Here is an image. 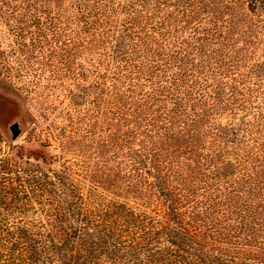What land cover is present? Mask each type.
Masks as SVG:
<instances>
[{"label":"rangeland","instance_id":"obj_1","mask_svg":"<svg viewBox=\"0 0 264 264\" xmlns=\"http://www.w3.org/2000/svg\"><path fill=\"white\" fill-rule=\"evenodd\" d=\"M100 1L103 3L98 5L100 19L116 29L113 33L116 38L106 41L103 47L92 41L95 39L79 36L81 25L76 7L90 6L83 0H0V51L3 53L0 57V136L3 154L21 167L28 163L46 173H57L68 164L74 165L73 170L79 176L73 177L77 185L85 186L84 190L93 184L102 198L127 203L149 214L159 199L155 185L168 178L160 174L153 180L155 174L148 170V162L139 170L132 164L134 160L149 158L158 151L161 160L168 157L178 165L175 177L182 204L187 210L196 211L199 224L212 220L220 212L218 204L226 200L237 202L241 199L243 203L254 202L256 205V200L264 195L261 190L257 193L258 182H264L261 154L251 150V161L236 168L233 179L232 170H221L217 161L201 166L196 163L198 158L191 161L193 155L188 152L196 148L197 142L212 141L210 137L214 131L225 133L234 142L232 145L221 141L215 144L217 149L220 146L230 150L221 155L222 161L243 155L245 147L246 150L257 147L251 140V130L241 131L245 120L254 122L257 111L236 110L227 100L229 84H233L231 79L236 80V85L238 83L236 90L244 92L251 85L248 72H252L253 64L264 58V14L250 13L239 1L196 0V5L184 7L181 0H166L168 6L154 11V18L147 19V4L141 0ZM170 5L175 9H169ZM106 9L108 11L104 13L106 11L102 10ZM179 10H184L187 17L180 18L176 14ZM164 12L173 14L172 20L183 28L177 36L187 38L189 28L208 32L193 42L201 49L194 53L195 46L191 47V52L184 49L193 54L192 58L188 57L190 63L185 73L192 71L197 90L211 86L208 94L213 98L195 104L197 114L194 117L179 110L171 111V101L165 94H149L150 84H157L158 91H162V86L168 87L167 78L178 71L176 65H167L177 45L167 42L170 44L167 52L166 39L159 38L162 34L159 26L166 17ZM128 23H132L129 30L137 34L138 44L146 39L153 51L164 54L157 58L151 56L137 71L142 81L136 84L142 86L135 88L134 93L126 92L125 83L129 81H117L112 75V64L105 59L118 51L113 48L114 42L124 33L121 25ZM234 74L237 75L234 77ZM100 77L106 78L101 82L102 88L98 86ZM144 79L149 83H144ZM253 82L259 84L257 79ZM262 87L254 86L256 92L242 98L245 104L253 101L251 108H256L257 100L264 98L258 94L263 92ZM199 113L204 115L203 122L207 123L203 130L198 129L199 126L192 127L190 122L197 119ZM165 120L172 124L169 126ZM14 123L19 125L21 133L12 141L9 127ZM236 144L239 147L234 146ZM179 154H183L184 159L175 160ZM218 172L223 174L221 178ZM218 181L223 189L210 193L207 182L217 186ZM66 197L60 196L62 200ZM47 198L59 201V212L65 209L55 196L47 195ZM44 210L38 216L50 230L83 226L77 219L56 223L54 206L47 205ZM260 217L264 222V208L259 212ZM254 227L256 222L249 221L234 229L243 234L239 242L247 245V253L264 256L257 237H247L252 235Z\"/></svg>","mask_w":264,"mask_h":264},{"label":"trees","instance_id":"obj_2","mask_svg":"<svg viewBox=\"0 0 264 264\" xmlns=\"http://www.w3.org/2000/svg\"><path fill=\"white\" fill-rule=\"evenodd\" d=\"M83 1L90 6L81 4L76 7L79 15L78 24L81 25L79 36L95 39L92 41L103 47L107 43L106 41L116 38L113 35L116 29L108 21L100 19V15L97 13L98 5L103 4L100 0ZM141 1L147 4L145 8L148 9V17H150L147 19L154 18V11L168 6L166 0ZM141 1L134 0V2ZM195 1L181 0L180 2L184 7H189L193 4L196 5ZM232 1L242 2L250 13L264 14V0ZM104 7H107L106 4ZM171 8L175 9V6L170 5L169 9ZM102 11L107 13L108 10ZM164 13L166 17L159 26V30L162 32L159 34V38L166 39L164 46L167 52H169L167 46H170L167 42L177 45L174 47L175 51L171 53L173 56L169 58L167 65H176L175 68L178 71L167 78L169 82L165 83H168V87L162 86V91H158L157 84H150L148 89L151 92L149 94H165V98L171 101V111L179 110L183 114L194 117L197 114L195 104L212 101L213 98L208 94L210 93L208 89H211V86L208 85V88L197 90L192 71L185 73L186 67L190 63L188 57L192 58L193 56L187 51L191 52L192 46H195L193 53L201 49L197 48L193 42H197L198 37H203L208 32L200 28H189L187 38L177 36L183 28H180L177 22L172 20L173 14ZM176 14H179L180 18L187 17L184 10H179ZM129 26H132V23L121 25L124 33L122 36H117L113 47L118 48V51L113 52L111 56L108 55L105 59L112 64V75L117 81H129V83H125L126 92L134 93L135 88L142 86L136 84L142 81V77L137 74V71L144 66L146 60L151 59V56L155 55L157 58L164 54L153 51L151 44L146 39L140 40L138 44L135 40L137 34L130 31ZM163 31L166 32L163 33ZM160 50L162 51V48ZM2 55L3 53L0 51V57ZM8 70L12 71L10 67ZM251 71L253 73L248 72L250 78L248 81L251 85L245 91L243 90L244 92L236 90L238 83L236 85V80L231 79L233 84H229V99L227 101L235 106L236 110L242 108L247 113L251 109L257 111V115L254 114L253 117L254 122L245 120L241 130L242 133L251 130V140L257 147L247 150L245 147L243 155L238 154L235 156L236 158L222 161L221 155L230 150L226 148L225 150L220 146L217 149L215 144L221 141L229 142L232 145L234 142L230 141L225 133L214 131L211 132L210 139L212 141L209 143L197 142L196 148L188 152L189 155H193L191 161L194 162V158H198L199 161L196 163L201 166L210 162H218L221 164V170L225 171V168L232 170L233 179H235L233 173L236 168L251 161L253 157L251 150L254 149L259 153L258 155L261 154L264 158V131H261L264 127V98L257 100L259 105L256 108H251L254 105L253 101L245 104L242 99L245 95L249 96L256 92L253 89L258 85H263V92L260 91L258 94L264 97V75L259 76L260 73H264V58L261 62L253 64ZM252 74L254 76H251ZM135 76L137 78H133ZM105 79V77L98 78L100 88H102L101 82ZM254 79H257L259 84H255ZM143 81L149 83L147 79ZM166 108L168 109V107ZM170 109L167 111L169 112ZM197 116V119L190 121L191 126L205 129L207 123L203 122L204 115L199 113ZM165 121L169 126L172 124L170 120ZM173 125H176L175 122ZM256 128L259 130L253 133ZM196 141H193V146ZM234 146L239 147L238 144ZM217 154L220 155L217 156ZM159 155L157 151L154 156L150 155L149 158L146 157L147 159L138 158L132 164L135 170H139L148 162L150 163L148 170L155 174L153 180L158 179L160 174L168 178L155 185L159 199L155 201L154 209L150 210L151 213L148 214L127 203L102 198L97 186L93 184L88 185L89 187L84 190L85 186L81 188L73 177L74 175L79 176L73 170L74 165L68 164L57 173L42 172L37 166L28 163L21 167L3 154L0 136V264H264L263 255L257 256L245 251L247 245L239 242L243 234L234 229L240 223L256 222L252 235L247 237L248 239H252V236L257 237L260 241L258 245L261 246L259 248L264 251V222L261 217L259 218V212L264 208V195L256 200V205L254 202L252 204L243 203L241 199L237 202L226 200L224 203L218 204L220 212L212 220L199 224L196 211L194 209L187 210L186 206L182 204L183 198L179 195L175 177V168H178V165L168 157L161 160ZM174 159L182 160L184 156L179 154ZM185 160L189 161L190 159ZM214 169L216 170V168ZM217 174L220 178L223 176L222 173L218 172ZM219 177L215 176L216 179ZM233 183L237 184L236 180H233ZM258 183L260 186L257 193L260 190L264 193V182L262 183L261 180ZM261 185L263 186L261 187ZM209 187L212 194L223 189L220 187L219 181L217 186L207 182L206 188ZM47 195L55 196L65 209H61L59 212L61 208L59 201L49 200ZM61 195L67 196V199L62 200ZM217 200L219 199L217 198ZM47 205L56 208L57 213L53 218L56 223L61 224L77 219L76 221L83 226L68 229L59 228L54 231L46 228L38 214L44 212V207ZM37 206L42 209L39 210ZM209 251L214 254L208 253Z\"/></svg>","mask_w":264,"mask_h":264},{"label":"water","instance_id":"obj_3","mask_svg":"<svg viewBox=\"0 0 264 264\" xmlns=\"http://www.w3.org/2000/svg\"><path fill=\"white\" fill-rule=\"evenodd\" d=\"M9 132L11 134V140L12 141L17 140V138L20 136V133H21L19 125L17 123L12 124L9 127Z\"/></svg>","mask_w":264,"mask_h":264}]
</instances>
